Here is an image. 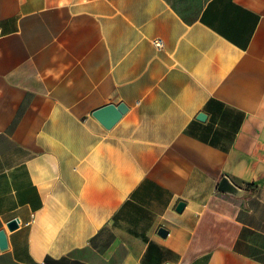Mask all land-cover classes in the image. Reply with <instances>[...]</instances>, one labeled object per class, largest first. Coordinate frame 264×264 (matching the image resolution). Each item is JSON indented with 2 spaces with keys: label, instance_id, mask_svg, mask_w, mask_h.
<instances>
[{
  "label": "crops",
  "instance_id": "obj_1",
  "mask_svg": "<svg viewBox=\"0 0 264 264\" xmlns=\"http://www.w3.org/2000/svg\"><path fill=\"white\" fill-rule=\"evenodd\" d=\"M0 231V264H264V0H0Z\"/></svg>",
  "mask_w": 264,
  "mask_h": 264
},
{
  "label": "water",
  "instance_id": "obj_2",
  "mask_svg": "<svg viewBox=\"0 0 264 264\" xmlns=\"http://www.w3.org/2000/svg\"><path fill=\"white\" fill-rule=\"evenodd\" d=\"M127 107L120 103L118 105L108 104L96 109L93 112V115L101 122V124L106 127L110 128L126 111ZM199 119H203L204 115L199 114ZM219 189L222 191L231 190V186L228 184L226 178H222L219 183ZM184 206L183 202H179L177 205V210H181ZM18 226V220L13 219L8 222L7 227L9 230H13ZM160 233H165L163 229L160 230ZM6 246V237L3 231H0V248H4Z\"/></svg>",
  "mask_w": 264,
  "mask_h": 264
},
{
  "label": "built area",
  "instance_id": "obj_3",
  "mask_svg": "<svg viewBox=\"0 0 264 264\" xmlns=\"http://www.w3.org/2000/svg\"><path fill=\"white\" fill-rule=\"evenodd\" d=\"M153 44L158 50H160L163 47V40L161 38H155Z\"/></svg>",
  "mask_w": 264,
  "mask_h": 264
}]
</instances>
